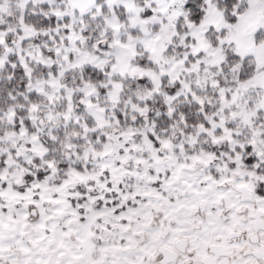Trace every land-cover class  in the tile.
<instances>
[{"label":"snow or ice","instance_id":"1","mask_svg":"<svg viewBox=\"0 0 264 264\" xmlns=\"http://www.w3.org/2000/svg\"><path fill=\"white\" fill-rule=\"evenodd\" d=\"M0 264H264V0H0Z\"/></svg>","mask_w":264,"mask_h":264}]
</instances>
